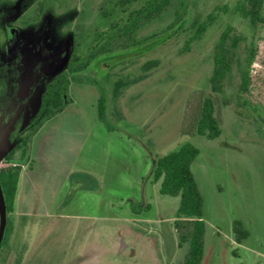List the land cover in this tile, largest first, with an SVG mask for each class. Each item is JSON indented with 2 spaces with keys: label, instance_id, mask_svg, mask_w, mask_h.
<instances>
[{
  "label": "rangeland",
  "instance_id": "obj_1",
  "mask_svg": "<svg viewBox=\"0 0 264 264\" xmlns=\"http://www.w3.org/2000/svg\"><path fill=\"white\" fill-rule=\"evenodd\" d=\"M39 1L0 0V167L20 164L29 182L22 206L17 196L8 213L13 228L0 264H182L188 242L176 229L179 195L161 194L151 171L158 155L186 141L198 149L191 170L205 223L200 264H264V28L253 32L241 17H226L242 40L221 91L212 94L221 22L193 40L189 28L195 16L233 0H173L140 32L173 22L176 7L182 21L164 39L96 60L84 72L89 81L71 82L63 108L28 135L46 85L75 42L84 47L107 27L100 8L111 5L41 0L37 13ZM198 90L215 99L216 137L179 134L186 100ZM101 93L104 121L97 115ZM85 171L95 175L97 190L79 188L91 183L80 178ZM236 223L246 232H237L240 242Z\"/></svg>",
  "mask_w": 264,
  "mask_h": 264
},
{
  "label": "trees",
  "instance_id": "obj_2",
  "mask_svg": "<svg viewBox=\"0 0 264 264\" xmlns=\"http://www.w3.org/2000/svg\"><path fill=\"white\" fill-rule=\"evenodd\" d=\"M108 8H100V13L108 25L104 29H96L91 39L85 44L75 42L69 58L61 71L56 73L43 91L39 106L30 124L33 135L45 120L60 111L65 104V97L71 82H88L84 72L91 68L96 60L110 53L127 52L131 49L144 50L152 48L165 38L174 23H181L182 16L178 8H174L173 22L164 28L141 34V30L148 24L158 20L172 5L173 0H110ZM43 2L37 4V13L42 11ZM264 0H233L214 5L204 16H195L190 24L189 40L199 38L207 29L221 22L220 30L212 53V68L208 79L210 91L217 94L229 75L232 66V56L242 40L235 32L233 24L226 17L237 16L245 20L248 28L255 32L264 28ZM118 9L123 14L113 16L112 10ZM223 20V22H222ZM254 57L251 50L247 57L249 65ZM247 74H242L241 87L246 84ZM105 96L101 93L97 98V115L105 120ZM220 118L216 110L215 99L205 95L203 90L191 94L186 100L179 134L191 136L203 135L207 138L216 137L220 130ZM23 139L17 148L25 145ZM16 148L10 149L3 155L5 161L12 159ZM198 154V149L190 142L181 143L177 149L158 155L152 165V179L158 182L161 194L179 195V204L176 211V229L180 241H187L188 248L182 264H200L203 252V233L205 223L202 219V197L197 188L191 163ZM21 171L20 164L0 167V185L6 207V226L0 243V248L7 244L13 228V222L8 213L13 209L17 183ZM235 240L240 242V236L246 234L240 230L239 223L234 226Z\"/></svg>",
  "mask_w": 264,
  "mask_h": 264
},
{
  "label": "crops",
  "instance_id": "obj_3",
  "mask_svg": "<svg viewBox=\"0 0 264 264\" xmlns=\"http://www.w3.org/2000/svg\"><path fill=\"white\" fill-rule=\"evenodd\" d=\"M24 174V176H23ZM71 174H69L70 176ZM68 176V177H69ZM23 177V182L21 181ZM80 178H86V180H88L90 183V185H83V186H80L79 188L81 190H90V191H95L97 190V180H96V177L94 174L90 173V172H82V174L80 175ZM22 182V188L20 189V183ZM28 179L25 178V170H23V168L21 169L20 171V174H19V178H18V183H17V189H16V194H15V198L14 200L16 199V197L18 198V207L20 208L22 206V202H23V199H24V196L26 194V187L28 186ZM21 193V194H20ZM69 201L66 202V200L63 202L64 206L65 204H67ZM133 219V220H136V218H133V217H130V219Z\"/></svg>",
  "mask_w": 264,
  "mask_h": 264
},
{
  "label": "water",
  "instance_id": "obj_4",
  "mask_svg": "<svg viewBox=\"0 0 264 264\" xmlns=\"http://www.w3.org/2000/svg\"><path fill=\"white\" fill-rule=\"evenodd\" d=\"M5 226H6V207H5L4 196H3L1 185H0V243L4 235Z\"/></svg>",
  "mask_w": 264,
  "mask_h": 264
}]
</instances>
